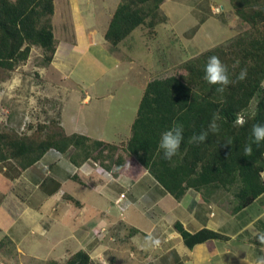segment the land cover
I'll return each instance as SVG.
<instances>
[{"label":"crops","instance_id":"0c3cea01","mask_svg":"<svg viewBox=\"0 0 264 264\" xmlns=\"http://www.w3.org/2000/svg\"><path fill=\"white\" fill-rule=\"evenodd\" d=\"M119 1L95 0L92 6L88 0L84 8L78 0H53L52 27L57 45L48 67L51 76L56 77L53 96L63 99L59 119L65 132L117 146L130 137L146 85L160 75L145 74L139 79L133 60L115 59L108 47L98 43V38L91 39L88 35L84 26L87 19L95 22L104 36ZM171 1L175 6L181 4V0L165 3ZM203 1L193 0V10L199 13L203 4L206 11L210 7L211 15L222 16L221 22L214 21L210 25L215 31L226 29V32L213 33L217 40L233 38V29L228 27L233 28L235 24L227 22V1L218 4L222 8L219 15L213 14L211 3L208 6ZM100 3L113 5V10L109 9L105 15L102 28V14L107 8ZM165 3L160 7L161 12ZM211 19L205 16L198 25L179 31L188 41L196 42L197 28L209 24ZM177 26L179 24H170L173 33ZM132 38L130 35L127 39ZM206 38L208 40L207 35ZM110 49L117 51L116 47ZM93 50L95 57L91 56ZM121 66L126 68L128 76L124 80L119 79L123 71L119 69ZM131 75L135 76L133 80ZM109 80L113 86L122 83L129 89L138 84L139 90L135 91L142 94L134 110H128L130 106L123 101L120 107L114 108L112 102L99 99L102 87L108 85ZM68 81H72L70 93L74 96L69 93L64 96L67 92L61 89ZM90 93L98 98L93 100ZM115 96L113 94L110 99ZM4 164L0 176L2 181L8 180L11 184L10 196L0 190V233L13 241L20 257L36 261L38 253L48 255L58 248L63 260L83 250L97 264H244L245 260L254 264L256 257L264 255L255 235L264 232V193L247 208L233 211L235 189L229 192L207 189L202 195L189 189L176 200L147 171H138L136 164H126L116 177L94 162L75 167L67 154L54 151L23 172L10 161ZM73 175L82 184L71 180ZM262 178L264 181V172ZM72 183L78 184L75 187H79V191L71 189L74 188ZM85 189L88 196L83 194ZM64 195L73 197L79 204L74 206ZM9 205L15 208L14 212ZM137 220H140L138 224ZM175 223H180L190 233L207 230L221 238L208 239L187 248L173 228ZM149 233L160 239L158 248L145 246L144 240Z\"/></svg>","mask_w":264,"mask_h":264},{"label":"trees","instance_id":"16d2710c","mask_svg":"<svg viewBox=\"0 0 264 264\" xmlns=\"http://www.w3.org/2000/svg\"><path fill=\"white\" fill-rule=\"evenodd\" d=\"M166 1L120 0L104 34L105 41L116 47L138 27L146 28L148 35L156 34L155 27L167 22L159 13ZM227 2L235 16L247 24V30L229 44L214 46L151 80L143 91L130 137L124 144L117 146L76 133L67 134L59 114L36 125L29 123L22 132L14 129L21 124L13 127L14 122L7 117L0 126V163L11 161L23 172L55 150L67 154L75 167L94 162L113 177L126 164H136L138 171H147L176 200L189 189L200 195L207 189H235L233 211L247 208L264 193V142L259 146L253 144L251 155L244 152L252 126L264 124V0ZM53 15V0H0L1 82H7L29 60L33 48L41 50L38 66H50L57 45ZM211 56L219 57L226 65L232 81L223 93L204 79V68ZM242 69L247 70V76L238 80ZM214 114L220 117L219 131L209 132L205 143H189L193 135L208 129ZM240 116L242 125L237 123ZM174 122L183 125L184 141L178 154L166 160L159 148L160 138ZM70 179L82 184L76 175ZM63 197L74 206L79 204L71 196ZM173 228L187 248L221 238L207 230L187 232L180 223ZM2 256H19L8 236L0 239ZM40 264L97 263L87 252L79 250L63 261L49 259Z\"/></svg>","mask_w":264,"mask_h":264},{"label":"rangeland","instance_id":"374dc122","mask_svg":"<svg viewBox=\"0 0 264 264\" xmlns=\"http://www.w3.org/2000/svg\"><path fill=\"white\" fill-rule=\"evenodd\" d=\"M78 1L82 2L84 8L87 6L86 2L88 0ZM91 2L93 6L95 0H91ZM203 2L208 6H210L211 3L213 8H217L219 7L218 4L223 5L225 0H204ZM100 6H104L105 8H107L106 12L102 14L104 17L101 25L102 28L104 26L103 24H105V22H103L105 21V15L109 9L113 10V5L100 3ZM192 6L193 0H181L180 6H175L174 1L168 2L167 4L165 3V6H163V12H161L160 10L159 13L161 16L166 18L167 22L159 24L155 27L154 31H156V34L148 35V30L146 28L138 27L131 34V36L133 37L132 39H126L122 41L118 46H116V52H113L110 49L111 45L106 43V41L104 40V36L102 37L97 25H94L95 22H93L92 20L88 21L87 19V23L84 22V26L91 39L98 38V43L100 41L102 45L108 47L109 52H111L112 56L115 59L123 57L127 60H133V62L135 63V72H138V77L140 76L139 79H142L144 78L145 74L149 75L154 73L156 75H162V71L173 69L183 62L191 60L194 57L213 48L210 47V45L220 42H226L227 44H229L236 38L237 35L244 32L248 28L247 24H245L235 16L233 10L227 2L225 10V12L228 11V14L226 16L228 20L227 22L231 21L233 24H235V27L233 26L232 28L231 26L228 27V29H233L234 36L233 38L228 37L227 40H217L213 33L218 34L222 31L226 32V29L224 28L222 30L219 29L218 31H215L214 29H210V25L214 21L221 22L222 16L211 15L209 11L210 7L206 11L203 7V4H201V11L199 13H197L196 10L194 11ZM219 9V14H221L222 8ZM214 10L215 9H213V11ZM215 13L216 12H213V14ZM167 16L169 17V19ZM205 16H209L212 19L210 20L209 24H205L206 26L204 25L205 27L199 26L197 28L195 35V40L197 43L195 41H188L181 35V30L187 31L192 26L198 25L200 19ZM171 23L179 24V26L175 27L176 33H173L171 31V29H173L170 27ZM201 30H204L205 33ZM206 35L208 37V40L206 38ZM192 44L195 45V47ZM91 56L95 57L94 50ZM40 58L41 50L33 48L29 60L24 65L16 69V71L11 75L10 79L7 82L0 81V126L2 125L1 123L4 122L5 119H7V117H10L11 121L14 122L11 124L13 127L21 124L19 128L17 127L14 129L22 132L25 129V125L29 123L32 125H36L37 123L43 122L46 118L57 117L60 113V107L63 99L62 97H54V94L52 92V87L55 85L56 77L51 76L48 68H41L38 66ZM119 69L123 70L121 71L119 79L124 80V78L128 77L127 75H125L126 68L121 66ZM34 73H38L36 77H34ZM108 76H110V73L108 74ZM132 76L133 75H131L130 79L133 80V77L135 76ZM71 83L72 81H68L66 84L61 86V89L67 92L64 94V96L68 95V93L71 96H74V94L70 93L71 89H73ZM121 85V89L116 93L115 89L119 88V86ZM136 86V88L133 87L132 89H129L122 83L117 86H113V84L109 80V84H105L102 87L104 90L100 93L101 95L99 96V99L105 103L112 102L114 108L120 107V104L123 101L128 106H130L127 108L128 110L131 108L132 110H134V108L137 107L138 100L142 94L141 92L137 93L135 91L139 90L138 84ZM90 94V98H92L93 100H96L98 98L96 95H93V93ZM113 94H115L116 96L111 100L110 96H112ZM75 97H79V94H77V92L75 94ZM254 103L255 102L253 101L251 105L253 106ZM4 165V162L1 163L0 169H2ZM10 184L11 182L8 180L2 181V178L0 176V190L2 194L10 196V193H8ZM72 185L74 186V188L71 189L79 191V187H75V185H78L77 183H72ZM86 191L87 190L85 189L83 193L84 196H88L86 195ZM10 209L12 212H14L15 210L13 206H11ZM136 222L138 224L140 220H137ZM2 237L3 233H0V239ZM49 259L63 260L64 257L61 254L60 249L57 248L56 251L51 254L48 253V255L46 252L38 253V259L36 261L34 259L28 257L26 258L23 256H18V258L14 257V259H9V257L2 256L0 257V264H40V261H46Z\"/></svg>","mask_w":264,"mask_h":264},{"label":"clouds","instance_id":"9594fccd","mask_svg":"<svg viewBox=\"0 0 264 264\" xmlns=\"http://www.w3.org/2000/svg\"><path fill=\"white\" fill-rule=\"evenodd\" d=\"M204 72V79L211 85H217L218 87L216 88V91L219 93H223L225 89L232 83L229 78L226 65H224L217 56L209 57L205 65ZM246 76L247 70L242 69L237 79L244 80ZM218 119H220V117L217 114H214L208 129L201 131L198 135H193L190 138L189 143H205L209 136V132L216 133L219 131V126L217 124ZM237 123L242 125L244 121L243 119H239L237 120ZM183 132V125L174 122L171 128L161 134L159 148L163 151L164 159L172 160V158L178 154L184 141ZM262 142H264V124H254L250 132V141L244 147L245 154L251 155L253 151L252 145L255 144L259 146ZM255 235L259 245L261 246V251L264 252V232H257ZM144 243L147 247L158 248L161 244V241L159 238L149 233L145 237ZM244 264H248V262L245 260ZM254 264H264V255L256 257Z\"/></svg>","mask_w":264,"mask_h":264},{"label":"built area","instance_id":"2783aa9c","mask_svg":"<svg viewBox=\"0 0 264 264\" xmlns=\"http://www.w3.org/2000/svg\"><path fill=\"white\" fill-rule=\"evenodd\" d=\"M215 10H214V12H216L215 14H219L220 13V9H219V7H217V8H214ZM239 119H242L241 117H239ZM238 119V120H239Z\"/></svg>","mask_w":264,"mask_h":264}]
</instances>
